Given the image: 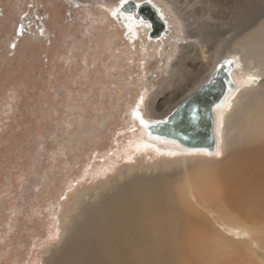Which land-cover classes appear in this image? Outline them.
<instances>
[{"label":"rangeland","instance_id":"rangeland-1","mask_svg":"<svg viewBox=\"0 0 264 264\" xmlns=\"http://www.w3.org/2000/svg\"><path fill=\"white\" fill-rule=\"evenodd\" d=\"M256 3L251 11L260 19L255 26L259 27L264 24V4ZM113 8L100 0H0V264H44L63 243L62 227L67 229L83 217L86 206L106 204L128 182L126 190L137 189L135 175L153 180L164 172L171 187L189 186L190 174L182 163L196 161L198 155L149 140L132 116L138 109L146 121H157L148 110L155 96V111L165 115L180 100L178 93L165 92L161 97L159 90L168 89L173 64L187 46L181 33L186 29L169 9L170 35L158 43L151 41L152 45L144 37L133 44L112 16ZM217 20L227 19L220 13ZM217 26L225 31L234 27ZM240 33L228 39L231 45ZM218 40L224 42L220 36ZM192 62L200 61L188 64ZM202 73L198 66L175 89L181 93L190 89V83L205 76ZM251 79L243 84L245 90L261 88L264 77ZM237 80L245 83L239 76ZM262 146L264 141L253 142L221 155L203 154L206 160H202L218 163ZM188 199L225 237L239 244L248 239L225 232L220 221L223 210L208 207L197 195ZM106 209L115 211L107 205L99 215L112 216ZM263 226L260 220L256 227ZM103 228L109 234L115 230V226ZM184 229L166 242L167 247L156 246L157 264L231 263L221 245L192 252L203 238L189 246ZM253 243L248 252L257 250ZM153 246H142L148 248L146 255ZM243 257L253 259L251 264H264L259 255Z\"/></svg>","mask_w":264,"mask_h":264},{"label":"bare ground","instance_id":"bare-ground-1","mask_svg":"<svg viewBox=\"0 0 264 264\" xmlns=\"http://www.w3.org/2000/svg\"><path fill=\"white\" fill-rule=\"evenodd\" d=\"M100 1L109 3L110 7L114 6L112 16L121 18L120 21L117 20L120 22L118 24L125 29V39L133 44L144 37L147 44L152 45L151 41L158 43L170 35L171 26L167 21L169 9H172L183 24L186 33H183L182 29L181 33L187 40V46L173 64L169 80L166 82L168 89L159 90L161 97L165 92L179 94L180 100L176 102L172 110L205 84L218 64L228 66L229 60L235 63V67H229V70L236 89L234 91L228 89L222 101L214 108L218 139L214 154L205 150H188L174 141L147 136L149 140L168 142L183 152L198 155L196 156L198 160L190 163L188 159H185L183 160L185 163H182L190 174L188 188L182 183L171 187L164 172L156 175L157 177L153 180L152 178L141 179L137 176L143 175H135L133 182L137 189L126 190L128 182L125 188L119 187L114 195L109 197L110 200L105 202L106 204L102 206L101 202L98 205L86 206L83 209V217L74 221L67 229L62 227L63 232L66 233L63 243L61 242V247L53 250L50 256L46 257L44 264H114V260L117 264H133L136 261L157 264L159 258L156 254V246L162 243L167 247V243L175 240L183 227L187 232L184 233L185 243L189 246L203 238L192 251L195 254H199L202 250H209L211 246L217 248L221 245L224 246L222 251L230 258V264H251L253 259L245 260L243 257L245 254L251 258L259 255L264 260V226L256 227L260 220L264 222V146L230 157L226 156L225 160L218 163L202 160H206L203 154L221 155L224 151H228L230 144L234 143V140L237 142L238 131L243 129L249 121L252 122L250 131L253 130L254 136L260 134L254 142L264 141V79L260 83L261 88H246V90L243 88V84H247V79L264 77V24L255 27L260 19L258 20L257 16L253 17L251 11L252 4L258 3V0ZM129 2L135 6L148 3L159 16V10L163 9V21L169 32L167 34L163 32L159 37L151 36L154 30L149 20L136 18L135 10L131 13L122 9ZM220 13L227 20L223 22L217 20ZM217 23H222L226 29L234 27L232 31L218 30ZM239 30L241 33L232 38V40L235 38L233 46L232 41L229 43L228 39L232 35L235 36ZM204 36L207 39L203 40ZM218 36L222 37L223 43L220 44ZM211 41L215 43L209 45ZM195 60L200 62L188 64L189 61ZM198 66L205 76L195 79L194 84L190 83L191 87H188L190 89L184 88L182 93L178 92L179 83L188 79ZM238 76L245 83L241 84L237 80ZM155 103L156 96L148 110L156 120L159 118L157 121L148 119L146 121L138 109L136 112L133 111L134 114L132 112V116L139 122L143 120L147 125L166 120L172 111L166 115L159 113L154 109ZM141 125L148 135L146 126ZM261 135L263 138H260ZM143 182L145 186L142 188ZM240 184L244 185L236 191L235 187ZM189 195H197L202 203L214 210H223L224 215L221 214L220 221L225 232L239 237L244 235L248 239L239 241V244L215 230L209 219L194 208L188 199ZM107 205L114 207L115 211L106 209L113 215H99L103 213L102 210ZM160 207L163 208V212ZM212 209L209 211L213 214L215 211ZM134 225H137L138 229L134 230ZM112 226H115V230L111 234L103 228ZM120 230H123V233ZM128 230H132L135 234H128ZM199 235L202 236L199 237ZM145 243L154 245L153 249L150 247L149 255H146L148 248H145L146 251L144 247L142 248ZM244 243L246 246L241 245ZM250 243L256 245V251L248 252L247 246ZM131 245L137 247H131ZM161 247H158L160 252ZM164 253L166 252L163 249ZM163 258L166 257L162 255Z\"/></svg>","mask_w":264,"mask_h":264},{"label":"water","instance_id":"water-1","mask_svg":"<svg viewBox=\"0 0 264 264\" xmlns=\"http://www.w3.org/2000/svg\"><path fill=\"white\" fill-rule=\"evenodd\" d=\"M122 9L131 13L135 10L136 18L141 17L145 21L149 20L154 30L151 34L153 37H159L163 32L166 34L169 32L163 21V9L159 10L160 16L148 3L135 6L129 2ZM116 19L120 21L121 18L117 16ZM229 67H235L232 60H229L228 66L222 63L218 64L208 81L172 110L166 120L151 125L140 120L148 130L147 136L174 141L188 150H205L214 154L218 145L214 108L222 101L228 89L232 91L236 89ZM251 125L252 122L249 121L243 129L238 131L237 142L231 143L230 149L235 150L253 143L255 138L258 139L260 134L254 136L253 130L250 131ZM260 138L263 136L261 135Z\"/></svg>","mask_w":264,"mask_h":264}]
</instances>
